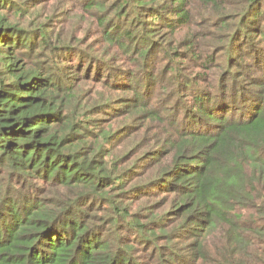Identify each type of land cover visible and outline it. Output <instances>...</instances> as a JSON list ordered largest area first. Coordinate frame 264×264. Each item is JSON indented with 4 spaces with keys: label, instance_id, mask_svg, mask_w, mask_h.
Segmentation results:
<instances>
[{
    "label": "trees",
    "instance_id": "1",
    "mask_svg": "<svg viewBox=\"0 0 264 264\" xmlns=\"http://www.w3.org/2000/svg\"><path fill=\"white\" fill-rule=\"evenodd\" d=\"M130 1L118 0L114 8L120 16H128ZM133 4L157 21L175 15L173 30L209 18L215 22L212 30L228 38L211 40L228 43L224 61L204 49L200 29L196 35L193 28L185 40L186 50L178 54L182 64L191 61L190 69L198 66L208 74H182L179 63L157 71V79L177 73L191 97V108L184 114L180 109L172 121L145 100L158 94L152 90L156 79L144 74L150 87L141 90L143 83L136 80L141 70H131L134 81L125 88L135 98L124 106L163 126L165 138L157 145L164 149L153 157L172 160L151 188L173 195L166 203H172L178 226L169 233L166 227L145 229L132 215L123 222L130 215L127 207L110 193L125 180L110 166L116 160L99 159L115 147L112 133L102 132L93 148L85 146V120L70 114L72 74L60 64L63 54L53 55L70 51L76 38L55 37L48 27H25L1 12L7 2L0 0V264H264V0ZM86 5L105 10L101 0ZM143 24L144 35L124 27L118 31L117 24L113 32L106 30L105 39L131 54L138 42L137 63L152 71L145 45L152 36L147 32L156 31ZM219 72V82H211ZM172 101L164 100L165 105ZM126 228L128 234H121Z\"/></svg>",
    "mask_w": 264,
    "mask_h": 264
},
{
    "label": "rangeland",
    "instance_id": "2",
    "mask_svg": "<svg viewBox=\"0 0 264 264\" xmlns=\"http://www.w3.org/2000/svg\"><path fill=\"white\" fill-rule=\"evenodd\" d=\"M87 1L6 0L7 10L3 9L1 12L16 21L20 19L21 24L25 27L36 25L48 27L49 33L55 37L59 34L60 36H67L68 39L76 38L75 45L71 47L70 51L58 50L53 52V55L54 58H59L63 54L60 64L63 65L62 68L68 69L72 74L71 79L75 86L70 100V114L74 118L79 117V120H85L83 124L84 132L87 135L85 146L93 148L101 142L99 138L102 132H111L115 147L110 154H106L104 158L99 157V159L106 160L108 158L109 162L116 160L115 163H110V166L116 167L118 169L115 173L116 176L120 179L124 178L122 181L125 180L124 185L114 187L110 193L111 196L116 197V200H121L120 202L127 207V214L130 215L128 220H123V222L127 223L132 215L136 216L138 222L144 225L145 229L158 231L160 227H166L169 233H172L178 223L170 212L172 203L166 202L173 195L167 194L162 189L159 190L158 187L151 188L155 182L153 180L160 176L161 167L170 164L172 159L170 156L158 159L153 157L154 154L164 149L157 145V142L163 141L165 138L161 123L148 115H139L137 112L129 111V107L124 106L127 101L135 98L134 91L125 89L134 81L130 77V71L138 72L141 70L140 75L137 73L138 77L136 78L137 81L143 83L141 90L150 87L144 83L145 75L157 80V84L152 90L158 94L156 96L148 95L145 100L153 104L151 106L156 112L167 115L165 118L172 121V117L181 112L180 109L184 114L186 109L191 108V102L189 103L191 97L186 96L188 91L183 90L180 86L184 80L177 77V73L174 77L168 75L157 79V71L166 70L170 63H179L177 67L182 71V74L188 75L193 71L196 74L198 72L206 73L201 71L198 66L190 69L191 61L187 60L182 64L183 59L178 58L179 51L186 50L187 43L185 40L192 34L193 28L196 30V35L199 29L200 34L204 33V36L198 38L199 42L205 44L202 45L205 46V50L216 52L219 55V60H225L226 51L224 48L228 43L211 41L222 35L218 33V29L212 30L215 27L211 25H214L215 22L209 18L206 21L198 18L193 26H184V28L181 26L173 30L169 24L170 18L175 15L166 13L162 19L158 18L159 21H157V18L153 19L149 16L150 13L142 15L141 12H137L133 0L130 1L131 7L129 9L132 10V13L128 10L126 13L128 16H120L119 10H115L114 6L118 0H101L105 4L103 12L87 8ZM157 2L164 4L167 0H157ZM12 6L23 8L24 11L22 14L20 11L16 13V9L11 8ZM126 7L127 5L124 6V10ZM104 16H110V18L108 17L106 24L102 25L101 20L104 19ZM144 22L149 25L148 27H154L156 31L155 33L147 32L152 36L148 35L150 39L145 45L150 48L149 51L152 53L149 56V66H154L153 72L146 69L145 62L139 60L137 63L138 51L141 52L138 42L133 45V54H131L123 51L121 47L112 46L105 39L106 30L113 32L117 28V24L119 25L118 31L121 30L122 32L123 29L121 28L124 27L134 31L136 35H142ZM200 23L203 25L199 26ZM113 25L115 27H112ZM227 30L229 32L234 28L231 27ZM37 33L40 34L39 31ZM253 36L251 35V37ZM222 38L224 40L226 37L222 36ZM197 48L202 51L200 46ZM165 54L168 58L164 56ZM57 60L56 64L59 62ZM81 69L83 70L80 71ZM125 70L127 72H124ZM220 72L211 78V82H219ZM195 73H192V78L196 75ZM198 83L204 82L198 81ZM167 99L173 101L169 105H165L164 100ZM105 149L107 152L110 147L106 145ZM100 202L97 199V205L106 206L104 200ZM124 224L119 223L118 227L122 228ZM113 227H117V225L114 224ZM121 232V234H128L127 228ZM172 237L175 238V235ZM161 240L158 244H164V241Z\"/></svg>",
    "mask_w": 264,
    "mask_h": 264
}]
</instances>
